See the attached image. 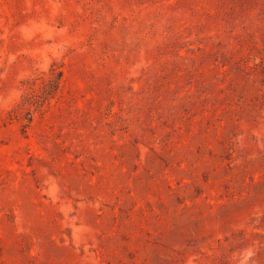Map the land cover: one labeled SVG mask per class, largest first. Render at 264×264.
I'll return each instance as SVG.
<instances>
[{
  "label": "rangeland",
  "instance_id": "rangeland-1",
  "mask_svg": "<svg viewBox=\"0 0 264 264\" xmlns=\"http://www.w3.org/2000/svg\"><path fill=\"white\" fill-rule=\"evenodd\" d=\"M0 264H264V0H0Z\"/></svg>",
  "mask_w": 264,
  "mask_h": 264
}]
</instances>
